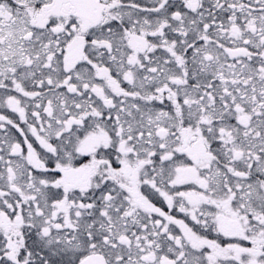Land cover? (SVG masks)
<instances>
[{"label": "snow or ice", "instance_id": "snow-or-ice-1", "mask_svg": "<svg viewBox=\"0 0 264 264\" xmlns=\"http://www.w3.org/2000/svg\"><path fill=\"white\" fill-rule=\"evenodd\" d=\"M0 264H264V0H0Z\"/></svg>", "mask_w": 264, "mask_h": 264}]
</instances>
